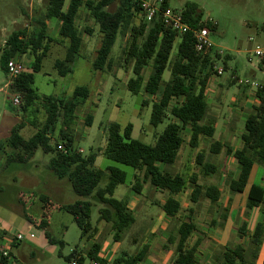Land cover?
Here are the masks:
<instances>
[{"label": "trees", "instance_id": "1", "mask_svg": "<svg viewBox=\"0 0 264 264\" xmlns=\"http://www.w3.org/2000/svg\"><path fill=\"white\" fill-rule=\"evenodd\" d=\"M66 2L67 0H47L44 16L31 19L34 22L33 30L29 32L28 27H25L12 32L2 49L0 65L5 73H7V63L11 59L20 60L27 55L34 57L29 68L31 72L22 73L11 83L10 89L24 95L25 102L22 107L24 113H27L39 101L46 113L44 124L28 139L21 134L25 128L23 122L12 128L9 137L4 141V145L15 153L11 159L27 163L39 148L52 153L49 162L50 170L57 178L68 179L74 193L87 199L61 207L72 215L82 231L81 238L87 237L90 240L98 233V228L92 224V201L102 205L99 210V221L111 225L115 242H120L124 232L135 224L136 218L134 212L128 208V201L113 197L117 187L127 183V172L119 167L111 166L106 173L95 166L98 153L92 152L85 156L75 147L73 131L77 121V111L84 106L90 96L88 87H76L68 98L40 97L33 88L34 74L41 71L43 61L50 53L51 45L56 43L48 35L49 23L53 20H56L59 25L58 34L61 41L68 42L65 56L55 61L54 68L61 77H66L73 71L83 45L77 20L81 9L86 7L102 34L93 69L102 72L111 71L113 68L111 54L117 39L128 35L129 39L123 52L126 65L124 68L132 65L133 77L128 80V90L134 95L146 94L157 99L152 103V126L158 127L166 119L171 120L163 133L158 136L155 145H148L134 139L132 124L124 128L115 122L110 124L103 156L116 164L130 167L135 172L143 174V180L137 174L135 183L131 185L132 191L136 194L142 195V183H149L157 190L167 191L170 197L161 208L168 217L176 218L180 215L182 204L174 196L183 193L188 186L192 188L190 197L192 203H198L203 195L212 205H218L222 196L218 186L204 187L199 183L197 175L190 177L174 175L162 170L160 165L175 164L184 143L183 133L186 129L190 130L189 145L192 149L198 148L202 137L214 136V125L204 124L203 121L208 112L207 89L211 76L216 73L215 64L222 56L214 49L206 54L197 52L192 32L179 35L165 27L160 19L147 22L137 0H69L67 6ZM114 6L115 9L111 11ZM164 6L170 7L168 0H164ZM182 11L185 22L193 30L204 27L213 28L210 23L202 21V14L196 4L187 3ZM85 31L91 33L89 29ZM59 43L57 41V44ZM230 59V56H226L223 61ZM148 67L152 69V72L146 79L144 73ZM167 69L171 73L169 80L164 79ZM233 82V84L237 83L235 80ZM246 87L249 86L246 85ZM255 96L259 105L246 118L245 132L242 135L243 148L237 151L230 148L227 150L228 154L233 153L239 167L238 175L229 182L232 193L244 192L255 164L264 166V83L257 89ZM142 104L149 105L146 101ZM92 122L93 117L88 115L86 125L91 126ZM58 126H60L59 134L53 146L52 134ZM59 147L66 149L67 152L65 153ZM222 147L223 145L214 143L211 151L219 154ZM196 160L204 175L209 176L217 171L215 165L205 161L204 153L199 152ZM105 178L108 179L107 184L104 188H99ZM42 200L46 205L49 204L47 199ZM246 207L261 209L260 219L250 235L253 248L248 251L243 245H237L234 248L223 247L222 264H255L248 259V255L256 258L264 240L263 185L252 184ZM221 210L224 212L221 215L222 221L213 219L212 229L224 227L228 209ZM193 214L194 210H189V215L180 223L176 250L170 264H200L198 250L201 240L196 241L192 246L189 245L190 238L198 229ZM40 226L45 229L47 222L44 219L41 220ZM166 234L168 243H173L175 241L173 236ZM46 236L52 244L56 242L48 232ZM240 236H246L245 227H241ZM60 244L63 246L62 243ZM101 250V244L94 243L87 254L74 250L72 254L65 257V260L69 263L76 260L78 264H88L91 260L108 263L100 255ZM148 252L149 246L144 245L135 255L129 256L123 252L110 264H141ZM10 256L4 258L2 262L7 264Z\"/></svg>", "mask_w": 264, "mask_h": 264}, {"label": "rangeland", "instance_id": "2", "mask_svg": "<svg viewBox=\"0 0 264 264\" xmlns=\"http://www.w3.org/2000/svg\"><path fill=\"white\" fill-rule=\"evenodd\" d=\"M168 2L169 6L176 10H183L187 3L196 4L202 14V21L213 26L209 30L214 50L223 53L215 67L223 69V74L219 76L215 73L211 76L206 99L208 112L203 123L217 125L219 132L222 129H228L223 140L231 142L234 148L241 146L246 118L254 112V109L251 113L245 111L246 93L249 94L250 89L256 92V89L241 85L238 81L264 83V74L260 71L258 60L254 55L258 47H264V0H168ZM68 3L69 0L66 6ZM46 4L47 0H0V57L11 33L25 27H28V31L31 32L34 27L32 17H43ZM114 9L115 6L111 8V11ZM52 23L57 21L53 20ZM77 27L83 39V45L73 66V72L66 77L59 76L54 63L57 59L63 58L64 51L62 49H57L56 52L51 51L44 59L41 71L34 74L33 88L40 97L67 98L73 94L76 87H88L90 96L84 106L77 111V121L73 131L75 147L82 150L85 156L92 152L98 153L96 167L106 173L111 166L119 167L127 172V183L118 186L113 197L117 200H127L129 203L133 196L138 195L131 188L136 181L135 176L138 174L143 180V174L135 172L130 167L116 164L103 156L102 151L106 147L110 124L115 122L123 128L132 124L134 139L148 145H155L158 136L163 133L171 120L166 119L158 127L152 126L153 98L146 94L134 95L128 90V80L133 77L132 65L124 68L126 65L123 52L129 39L128 35L117 39L111 54L112 70L102 72L93 69L102 34L86 7H83L79 13ZM86 29L91 30V33L86 32ZM50 35L54 41L60 42L59 46H68L67 41L64 45L61 44L63 42L58 32H50ZM57 46L52 47L57 48ZM226 56H230L231 59L224 62ZM18 61L25 66L26 71L31 72L29 68L34 61L33 56H23ZM151 72L150 67L145 70L146 79ZM170 78L171 73L167 69L164 79ZM234 80L236 84H233ZM10 83L9 76L0 65V147L3 146L0 148V248L10 250L11 256L7 264H71L65 260V257L72 254L74 250L87 254L94 243L101 244L102 248L105 242L109 243L104 254L108 256L111 263L123 252L129 256L135 255L142 249L145 241L153 243L151 244L152 252L164 250V246L169 247L168 235L165 234L169 233V227L165 232L157 230L154 234L150 230L162 211L161 206L158 205L159 202L168 199L170 194L167 191L155 189L149 183H142L143 191L140 195L142 202L134 212L136 222L124 232L120 241L121 246L116 254L111 253L114 245L111 225L99 221V210L102 205L95 201L91 200L93 202L92 224L98 228V233L90 240L87 237L81 238L82 231L72 215L61 207L87 199L74 193L68 179H59L50 170L49 162L52 153L39 148L29 162L20 163L11 159L15 153L4 145L5 139L9 137L16 124L21 122L25 124L21 134L28 139L37 132L46 119V113L40 101L24 113L22 107L25 97L22 93L13 92L10 89ZM16 96L21 98V104L18 106L12 103ZM143 101L149 105L144 106ZM88 115L93 117L91 126L86 125ZM59 129L60 126L52 134L53 146L57 141ZM219 132L211 140L205 138L206 140L200 143L198 150L204 153L206 162L221 168L219 162L223 163L227 154L224 151L219 154L213 153L210 148L211 144L219 139ZM183 138L182 151L180 150V156L175 164L169 166L161 164L160 167L174 175L180 174L185 177L197 175L202 186L215 185L221 189L222 196L218 205H212L203 195L198 203H192L190 186L175 197L181 202L183 210L173 220V226L176 227L181 223L189 215V207H192L194 209L192 216L202 232L207 229V224L213 218L222 221L221 215L224 212L219 205H224L232 193L229 189L230 176L223 171L224 175L219 172L209 176L204 175L196 160L198 153L193 152L194 149L188 145L189 129L184 131ZM232 138L233 140L230 141ZM187 146L190 152H193L188 161L184 159V148ZM107 181L108 179L105 178L99 188H104ZM43 198L47 199L49 204L46 205ZM43 219L47 222L45 229L40 226V221ZM232 221H235V218L231 217L228 222L231 224ZM46 232L56 241L54 244L49 241ZM17 235L22 236L21 241L16 239ZM250 241L249 239L245 247L248 251L253 248ZM200 250L201 252L198 253L200 264H222V248L201 247ZM257 258L258 256L254 258L248 255L251 261L255 262ZM141 264L151 263L146 258Z\"/></svg>", "mask_w": 264, "mask_h": 264}, {"label": "crops", "instance_id": "3", "mask_svg": "<svg viewBox=\"0 0 264 264\" xmlns=\"http://www.w3.org/2000/svg\"><path fill=\"white\" fill-rule=\"evenodd\" d=\"M50 29H51L50 32L57 33L58 30H59L58 23H52V21H51L49 23V30ZM49 30H48V35L51 37ZM61 44L64 45L65 43L63 42ZM53 45H58V46H57V48H53L52 47ZM59 45H60V43L57 44V42L56 43L54 42L51 45L50 52L51 51L52 52H56L57 49L58 50L62 49L64 51V55H63V57H64L67 47L59 46ZM28 63H30V62H28ZM30 66H31V64H30ZM27 69H28V67H27ZM208 88H209V86H208ZM208 91H209V89H207V96H208ZM255 95H256V92L252 91V89L249 90V94L246 93L247 97H246L245 107H244L246 112H250L251 113V111L256 106L259 105V102L256 99V97L254 98ZM154 99L155 98H153V100ZM214 127H215V134H217L219 132L218 129H217V125H214ZM227 131H228V129H222L219 132L220 133L219 134V139L215 140L213 142V144L214 143H219V144L223 145L221 151H224L227 154V157L224 158L225 160H223V163L219 162L220 165H221V168L219 166L217 167L215 165L217 167V171L216 172H219V174H221V175L229 174V176H230L229 182H230L232 179L236 178V176H237V174L239 172V169H238V166H237L238 162L235 159L233 153L232 154H228L227 150L229 148L232 149L233 151L241 150L243 148V142H242L241 146H237L236 148H234V146L232 145L231 142H227V140L226 141L223 140L225 132H227ZM213 137L209 138V139L211 140V139H213ZM205 138L208 139L207 137H202L200 139V143L204 142V140H206ZM232 140H233V138L230 139V141H232ZM200 143H199V145H200ZM213 144H211V147H212ZM188 145H189V142H188ZM184 149H185V157H184V159L186 161H188L190 159V156H191V154L193 152H195V153H199L200 152L198 150L199 146H198V148L194 149L193 152H190V149L188 148V146L185 147ZM82 153H83V151H82ZM102 154H103V151H102ZM95 166H96V162H95ZM222 171L224 172V174H222ZM252 184H260V185L264 186V166H259V165L255 164L253 166L251 175L249 177L248 185L245 188L244 192L236 193V194L230 193V196L228 197V200L224 202V205H219L221 209H228L229 210L228 211L229 212V217H227V220H226L227 222L224 224V227L223 228H219L218 227V228H213L212 229L211 228V222L214 219L213 218L210 221V223L207 224V229H205V231L202 230V232H201V230H199V227H198L197 231L190 238L189 245L192 246L194 243H196V241L201 240V246L199 247L198 253L201 252V250H200L201 247L208 248V249L209 248L211 249V248H213L215 246L219 247V248L220 247L223 248V247H226V246L234 248L237 245H243L244 247H246L247 246V242L250 239V235H252V233H253V231L255 229V226L258 223V221L260 219V216H261V209L260 208L248 209L246 207V202H247V198H248L249 189L252 186ZM174 197H176V196H174ZM166 200L160 201L158 205L162 206L165 203ZM141 202H142L141 201V196L140 195H135V196H133L130 199V201L128 203V208L130 210H132L133 212H135V210L140 206ZM222 206H223V208H222ZM192 209H193L192 207H189L188 211L192 210ZM182 210H183V206H182ZM231 217H233V219L235 218V221H232L231 224H230L228 221L231 219ZM174 219L175 218L168 217L165 214V212L162 210L160 212L159 217L157 218V221L153 222L154 226L150 230L151 233L154 234V233L157 232V230H162L163 232H165L168 229V227H169V236H173L175 241L173 243H169V247L168 246L167 247L164 246V250L161 249L160 251L156 250L154 252L151 251V244H153V243L150 244L148 241H145L144 245H148L149 246V252H148L146 258H148V260H150L151 264H168V262H169V264L171 263V261H172V259L174 257V254H175V250H176V245H177V240H178L177 231H178V228L180 226V223L176 227L173 226V220ZM241 227H245L246 236H240ZM108 244L109 243H106V242L104 243L103 248H102L101 253H100L101 256H104L105 250L108 249V247H109ZM120 246H121L120 242H115L114 241V245L111 248L112 249L111 253L115 252V254H116L117 250H118V248ZM261 246L262 247L260 248V251H259V254H258V258L255 261V264H263V262H264V240H263V243H262Z\"/></svg>", "mask_w": 264, "mask_h": 264}, {"label": "built area", "instance_id": "4", "mask_svg": "<svg viewBox=\"0 0 264 264\" xmlns=\"http://www.w3.org/2000/svg\"><path fill=\"white\" fill-rule=\"evenodd\" d=\"M139 5L142 8V13L145 16V20L147 22H152L155 19H160L165 27L170 28L172 31L178 33L179 35H183L189 32L194 34L195 39V50L199 53H208L214 49V45L210 39V30L207 27L193 30L191 26L185 22L184 15L182 10L172 9L171 7L164 6V0H137ZM219 55H223L221 51H217ZM254 55L258 60V67L260 71L264 74V47H258L254 51ZM26 71L25 66L20 63L18 60L11 59L7 63V75L9 76L11 83L17 79L22 73ZM216 73L220 76L223 74V69H217L215 67ZM241 85H247L251 88H255L256 91L261 87V83L256 81H238ZM10 83V84H11ZM13 105L18 106L21 104L20 96L14 97L12 101ZM59 149L63 150L65 153L66 149L59 147ZM82 153V151L80 150ZM16 239L18 241L22 240L21 235H17ZM10 256V250L8 248H0V264H4L2 260ZM108 263H104L98 260H91L88 264H110L111 260H109L108 256L104 254L102 256ZM71 264H78L76 260H73Z\"/></svg>", "mask_w": 264, "mask_h": 264}]
</instances>
